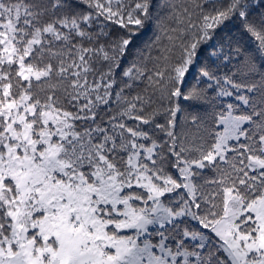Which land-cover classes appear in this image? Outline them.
<instances>
[{
    "label": "snow or ice",
    "instance_id": "obj_1",
    "mask_svg": "<svg viewBox=\"0 0 264 264\" xmlns=\"http://www.w3.org/2000/svg\"><path fill=\"white\" fill-rule=\"evenodd\" d=\"M0 264H264V0H0Z\"/></svg>",
    "mask_w": 264,
    "mask_h": 264
}]
</instances>
